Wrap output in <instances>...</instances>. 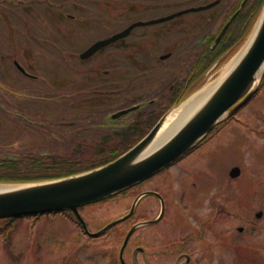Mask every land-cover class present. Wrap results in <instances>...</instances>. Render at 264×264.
<instances>
[{
  "label": "rangeland",
  "instance_id": "rangeland-1",
  "mask_svg": "<svg viewBox=\"0 0 264 264\" xmlns=\"http://www.w3.org/2000/svg\"><path fill=\"white\" fill-rule=\"evenodd\" d=\"M15 1L0 0V6L6 8L0 14V157L42 156L43 153L72 157L76 144L73 145L71 140L77 134L71 135L70 127L64 126L63 129L57 123L85 124L88 118L84 116L89 114L93 106L101 105L98 109L102 110L105 108L103 105L109 101L115 100L114 105L117 107H127L122 105L124 97L115 94L120 91L119 87L113 92L114 87L109 78H101V85H96V78L92 77L96 68H102L103 71L114 68L118 71V66H122L127 72L135 68L142 71L144 66L152 62L147 53L150 40L164 44V41L178 42L182 38L177 32L160 39L152 34L153 28H137L133 36L127 39L130 44L128 52H132L134 57L126 55L121 59L115 51H109L103 53L100 61L93 59L81 62L77 54L86 50L93 41L111 37L134 21L171 14L179 10L178 0H118L117 6L122 16L120 19L107 15L105 10H97L101 7L94 0H83L77 9L93 8L88 17L89 22L81 26V32L76 34L75 31L76 37L73 39L60 32L50 37L52 41L49 44L54 43L56 48L54 52H46L37 44L40 40L37 37L38 28L46 27L43 21L46 7L43 4L38 7L26 4L23 11L20 10L21 15L16 12ZM73 1L55 0V4L70 3L68 9H75ZM102 1L104 4L110 2ZM66 8L63 10L67 11ZM19 30L25 31L27 36L26 40H22L23 43L14 36ZM163 48V45L157 47L158 50ZM242 50V47H237L230 52L228 58L222 60L224 62L221 61L211 69L203 81L205 84L201 82L198 88L204 84L202 89L219 79L223 70ZM171 51L164 49L158 52L156 61L161 64L157 65L160 70L158 68L154 76L155 83H164L167 88L175 79L186 74L196 56L187 54L168 61L160 60L161 55ZM179 60L181 63H178ZM15 61H20L37 76L45 77L46 82L39 84L27 80L16 68ZM177 64L180 66L177 67ZM260 80L261 92L252 103L238 112L235 119L224 124L184 164L198 169L193 190L195 202L199 206L196 215L190 218L188 214L192 211L189 208L176 218L175 224L179 226L171 230L168 229L167 216L153 228L140 229L133 235L125 255L128 264H136L133 255L137 246L148 248L146 257L153 260L152 264H171L181 254L191 252L200 264H212V260H215L214 264H264V215L261 220L256 219L257 213L264 212V74ZM130 86L134 91L129 92L128 96L138 93L148 99L153 98L146 83L137 82ZM94 88H98L99 92H95ZM12 90L24 97L17 98ZM58 91H64L65 94L52 96ZM61 101H64L63 104ZM17 113L33 122H23V117L17 116ZM237 166L242 171L241 176L235 180L229 174ZM160 179L157 177L155 182ZM132 202V197L112 199L84 210L83 216L90 229L98 231L126 213L132 207ZM146 202L142 203L139 211L148 209L151 211L147 214L150 218L159 217L161 207L158 203L154 201L156 205L150 206ZM138 221L139 215L100 239H94L85 236L69 215L42 217L39 220L25 219L19 223L11 240L0 237V264H119L125 233ZM240 227L245 228L244 233L238 232ZM170 246L175 258L170 256ZM137 258L138 264H146L140 254ZM184 263L185 259L182 260Z\"/></svg>",
  "mask_w": 264,
  "mask_h": 264
},
{
  "label": "flooded vegetation",
  "instance_id": "flooded-vegetation-1",
  "mask_svg": "<svg viewBox=\"0 0 264 264\" xmlns=\"http://www.w3.org/2000/svg\"><path fill=\"white\" fill-rule=\"evenodd\" d=\"M83 0H74L73 3L76 7L75 9H68V6L66 3L64 4H55V0H16L14 5L16 8V12L18 14L22 15V9L24 6L27 5H34L35 7H38V5L43 4L46 7L47 12L43 16V21L46 27L38 28V36L40 38L39 42L37 43L42 50L45 49L46 52H50L56 49L54 47V43H50L52 39L50 37H53L60 34L67 35V37L73 39L76 37L74 35L75 31L81 32L80 28L81 26H84L85 23H88V17H90V12L93 11V8H81L78 10L77 6H80V3H82ZM86 1V0H84ZM98 7L100 6V10H105L107 15H114L117 17V19L122 18L121 11L118 9V0H108L110 2H107V4H104V1L102 0H94ZM245 0H178V8L179 10L174 11L171 14L177 13L178 11H187V9H193L198 8L201 6H207L208 4L217 3L216 6L212 9L205 10V11H198V12H188L186 15L179 16L176 19H173L172 21H168L166 23L162 24H156L153 26H149V28H153V35L159 36L160 39H164L167 34L175 33L177 32L182 36L181 39L178 40V42H171L169 40L164 41V44H161L159 41L150 40L149 45V53L152 62L150 63L149 72L151 74V85L152 88L151 93L153 98H146V96L139 95L138 93L135 96L129 95V92H133L134 90L131 88L130 84L133 80H135L134 83H137L141 81L140 73L141 70L136 68L135 74L138 75V78H133L131 75H127V71H125V68L122 69V66H118L119 70L115 71L114 68H111L110 70H102V68H96L94 71V75L92 77H95L96 85L100 86L101 78L107 77L110 79V82L113 84V92L115 93L117 90V87H119V92H116L115 94H119L122 98L124 97V102L122 105H127L123 107H117L115 106V102L113 101L104 104L103 106L106 108L107 105L110 107L103 108L102 110L98 109L99 105L93 106L89 111V114L85 115L84 118H88V120H85V124L81 123L79 125L75 124H68L65 125V123H57V125H60L63 129L64 126H68L71 128V135L75 136L77 134V137L75 139L71 140V143L73 145L76 144V149L79 147V145H84V143L89 144H97V143H103L107 141H114L118 138V134L127 130L129 124L130 118H123L121 120H117L116 122H112L111 120L108 122L106 117H110V115L113 114V112H117V110L127 109V108H135L140 105V109L135 113L136 115L133 118H137L138 114H142V117L144 120H148L149 125L146 127L150 131L152 127L160 120L161 116L167 112L168 108L170 107V101L173 95L172 92L175 91L174 82L172 83L169 88L165 86L163 83L154 82V76L158 72V68L160 70V67L157 68L158 64H161L160 62H157V54L158 52H161L164 49L172 50L168 54L161 55L160 60L162 61H168L171 58H175L178 55L185 56L189 54H196L194 65L196 64L197 58L202 54L205 53L208 49V45L210 43V47L214 48L221 44V42L214 46V43L216 41V38L220 35V32L223 30V27L230 21L232 16L235 13H238L237 19L233 22L232 25L236 23V21L239 18V15L241 14V3ZM248 1V0H247ZM12 5V6H14ZM240 6L239 8H237ZM67 7L64 11L63 8ZM245 9V7L243 8ZM5 11L6 8L3 6H0V14L1 12ZM20 10H22L20 12ZM103 12H101L100 15H102ZM163 15L155 16L152 19L148 20H155L156 18H161ZM133 24V23H132ZM132 24H129L125 26L124 28H127L131 26ZM170 24L169 26H167ZM241 24V25H239ZM231 25V26H232ZM176 26V27H173ZM230 26V29H231ZM92 25L89 27L91 29ZM238 27L241 29V33H247L249 31L248 28V19L246 17V13L244 17H242L241 21L238 23ZM229 29V30H230ZM228 30V31H229ZM227 31V32H228ZM239 31V29H238ZM57 33V35H56ZM65 33V34H64ZM15 37L18 38L20 43H23V39L26 40L27 36L25 31L19 30V32L14 33ZM227 34V33H226ZM80 36V35H77ZM133 36V32L128 37L124 38V40H118L117 42H114V44L110 45L109 47L103 48V50L98 51L93 55V57L86 59V60H93L100 61L101 58H103V53H109V51L116 52L118 54L119 58L123 59L126 55H130V57H134L135 55L132 52H128L130 48V44L127 42V39ZM153 37V36H152ZM237 38L242 39L241 36H238ZM102 40V39H101ZM98 41V40H95ZM241 40L235 41L233 43L238 44ZM57 44V40H55ZM94 42V41H93ZM58 45V44H57ZM163 45V49H157V47H161ZM92 46V43H91ZM90 46V47H91ZM127 48V50H125ZM58 49V47H57ZM163 57H168L166 60ZM134 59V58H132ZM79 60L82 62L83 59H81V56L79 57ZM178 63H181L180 60ZM193 65V66H194ZM177 67L180 66V64L176 65ZM192 66V68H193ZM27 73L22 72V74L25 76L27 80H32L35 82L43 83L46 82L45 77H37L34 74L30 72L31 69H27ZM167 69V68H166ZM106 75V76H104ZM98 78V79H97ZM94 82V83H95ZM102 81V85H103ZM94 85V84H93ZM94 85V86H96ZM95 92H99V89L94 88ZM112 91V90H111ZM13 95H16L17 93L12 90ZM51 92H48V94H51ZM20 94V93H19ZM65 94L64 91L60 92L58 91L57 94L52 95H63ZM52 96H44V98L52 97ZM21 97V96H20ZM64 101H61L63 104ZM54 104V103H52ZM50 104V105H52ZM58 105L59 104H54ZM111 111H110V110ZM116 110V111H115ZM141 111V112H139ZM23 117V115H22ZM24 121L30 120L28 117H23ZM79 118L81 116L79 115ZM206 140L204 141V143ZM204 143H201L196 149L193 150V152L183 156L179 161L174 163L172 166L164 169L162 173H159L158 175L153 176L151 179L146 180L142 182L140 185H137L136 187L131 188V190L125 192L126 194L123 197H129L133 198L132 207L135 205L136 201L141 197L143 194H147L145 197L142 198V201L137 203V209L134 213L135 215H139V221L143 222L145 221H153L154 219L158 218H150L147 214L148 212H151L148 209H142L140 210V207L142 206V203L146 200L147 202L145 204H149L150 206L156 205L153 203L154 201L158 203V206L162 207V204L165 203V213L163 219L160 221L163 222V220L167 216V224L168 229L171 230L172 228H175L179 226V224H175L176 218L179 217V215L185 213V209H189L192 211V213L188 214L189 217L196 215V211L199 209V206L197 204V201L195 202V193H193L194 188L196 186L195 178H197L198 169L196 166H188L184 165L186 162H188V158H190L192 155L200 151ZM73 155V154H72ZM167 177H165L166 175ZM169 175V176H168ZM157 177H160L161 179L158 182H155V179ZM157 183V184H156ZM170 183V184H169ZM156 184V185H155ZM169 184V186H164ZM151 193V194H148ZM124 194V193H122ZM163 202V203H162ZM131 207V209H132ZM144 208V207H143ZM174 208L176 209L175 212H173ZM130 209V210H131ZM161 211V210H160ZM160 214V213H159ZM161 215V214H160ZM159 215V216H160ZM181 226H184V224H180ZM171 247V246H170ZM139 254L145 258L146 264H152V261L147 259L145 250L142 249V247H137ZM170 256L175 258L173 253V248H170ZM190 254H181L177 260H174L171 264H182V260L185 259L184 264H200L198 263L194 256ZM184 257V258H183ZM215 263V260H212V264Z\"/></svg>",
  "mask_w": 264,
  "mask_h": 264
},
{
  "label": "water",
  "instance_id": "water-1",
  "mask_svg": "<svg viewBox=\"0 0 264 264\" xmlns=\"http://www.w3.org/2000/svg\"><path fill=\"white\" fill-rule=\"evenodd\" d=\"M214 5L216 4L178 12L177 14L166 16V18L156 19L155 21L134 23V25L114 35L112 38L94 43L81 56L84 59L93 57V54L104 47L130 35L131 31L136 27L164 23L189 11L208 10ZM261 16L259 25H257L258 30L253 37L254 39L237 65L223 79L217 89L212 92V95L202 103V106L183 121L182 125L179 124L177 129L159 147L150 153L148 152V149L163 129L162 127L168 121L170 114L181 106L170 110L139 144L106 166L87 171V173L78 174L77 176L46 181L45 183L0 185V187L11 186L13 188L0 191V220L71 211L89 235L99 237L111 230L112 227L130 219L133 216L136 205L127 216L111 222L101 232L92 234L89 232V228L83 217H81L79 208L106 200L162 172L163 169L173 165L184 155L193 151L224 119L233 117L237 111L249 103L255 93L258 92L257 81H259L264 73V10ZM235 19L236 15L224 27L215 45L219 43L221 37ZM260 74L261 76L259 77ZM252 83H255L254 86L243 97L245 91ZM139 108H141L140 105L135 108L118 111L111 116V119L117 120L126 117ZM240 174L241 169L237 167L232 170L231 177L237 178ZM262 215V212L259 213L257 218L260 219ZM157 221L143 222V224L133 227L132 231L127 235L128 237L120 255L124 263L123 254L133 233L139 227L154 224Z\"/></svg>",
  "mask_w": 264,
  "mask_h": 264
},
{
  "label": "trees",
  "instance_id": "trees-1",
  "mask_svg": "<svg viewBox=\"0 0 264 264\" xmlns=\"http://www.w3.org/2000/svg\"><path fill=\"white\" fill-rule=\"evenodd\" d=\"M239 7L240 6L237 8ZM263 7L264 0L247 1L245 9H241L238 20L231 26L227 34L224 35L221 44L211 48L209 43L208 49L197 58L193 68L175 82L176 86L175 91L171 93L173 97L169 104L170 107L178 105L182 100L187 98L190 93L201 84L206 73L216 63L224 60V57L236 49L242 40H244L246 33H241L238 23L241 21L242 17H244L245 13L248 19L247 29H251ZM238 36H241L242 39L237 38ZM239 40H241L240 43L235 45L236 41ZM234 41L235 43H233ZM149 68L150 65L144 66V69H142L139 75L141 82L146 83L151 89L152 85L148 82L151 81ZM129 75L133 76V78H138V75L135 73ZM141 117L142 114H138L137 118L128 126L127 130L118 134L116 140L97 143L96 145L84 143V145H79V147H77L72 157L63 158L56 155L44 154V156L25 155L18 158H1L0 183L23 184L55 180L68 176H75L79 173L108 165V163L118 159L119 156L126 153L129 148L137 144L141 138L149 132L146 127L149 125L150 121L144 120ZM50 216L56 215H37L29 219L39 220L42 217ZM23 221H25V219L14 218L0 220V237L3 239L5 238L7 241L11 240L12 236L17 232L16 230L19 223ZM13 254L14 252H12V255Z\"/></svg>",
  "mask_w": 264,
  "mask_h": 264
},
{
  "label": "bare ground",
  "instance_id": "bare-ground-1",
  "mask_svg": "<svg viewBox=\"0 0 264 264\" xmlns=\"http://www.w3.org/2000/svg\"><path fill=\"white\" fill-rule=\"evenodd\" d=\"M259 25V24H258ZM257 29L255 30L252 39L246 44V46L243 47V50L238 54L236 57L232 59V62L223 70L222 76L213 81L212 83H209L205 87H203L200 91L196 92L191 98L183 103L180 108L172 112L169 116L168 121L165 123V125L162 127L160 134L156 137V140L152 143L150 148L148 149L149 153L152 150H155V148L159 147L166 139L171 135L173 131L177 129V126L179 124L182 125L183 121H185L187 118L192 115V113L197 110L199 107L202 106V103H204L208 97L212 95V92L217 89V87L222 83L223 79L231 72V70L237 65V63L240 61V59L243 57V55L248 50L247 48L250 46V44L253 41V37L256 33ZM261 74L259 75V77ZM13 189L11 186H2L0 187V191L2 190H10Z\"/></svg>",
  "mask_w": 264,
  "mask_h": 264
}]
</instances>
